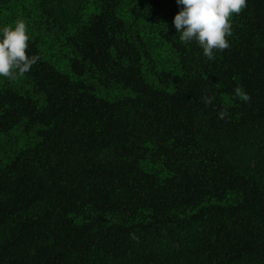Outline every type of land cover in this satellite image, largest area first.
Masks as SVG:
<instances>
[{"label":"trees","instance_id":"1","mask_svg":"<svg viewBox=\"0 0 264 264\" xmlns=\"http://www.w3.org/2000/svg\"><path fill=\"white\" fill-rule=\"evenodd\" d=\"M246 2L209 60L177 0H0L39 57L0 77V264H264V0Z\"/></svg>","mask_w":264,"mask_h":264},{"label":"clouds","instance_id":"2","mask_svg":"<svg viewBox=\"0 0 264 264\" xmlns=\"http://www.w3.org/2000/svg\"><path fill=\"white\" fill-rule=\"evenodd\" d=\"M183 5L174 17V25L181 43L196 42L209 60L215 59V52L230 47L227 39L232 35V17L247 7L246 0H177ZM26 22L18 19L14 26L0 29V77L16 81L31 71L39 57L26 52L30 39ZM236 95L243 101L250 97L239 87ZM224 118L225 113H219Z\"/></svg>","mask_w":264,"mask_h":264}]
</instances>
